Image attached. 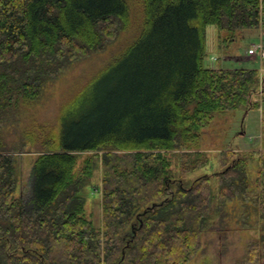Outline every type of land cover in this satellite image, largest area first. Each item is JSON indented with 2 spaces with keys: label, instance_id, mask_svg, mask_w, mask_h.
<instances>
[{
  "label": "trees",
  "instance_id": "obj_1",
  "mask_svg": "<svg viewBox=\"0 0 264 264\" xmlns=\"http://www.w3.org/2000/svg\"><path fill=\"white\" fill-rule=\"evenodd\" d=\"M130 17L129 0H0V264H188L202 232L223 222L226 203L249 200L247 162L237 151H222L219 172L193 179L209 160L181 152L173 172L168 153L198 144L219 117L259 107L251 98L256 65L214 68L204 61L206 28L227 35L258 29L264 0H143L139 36L87 82L76 80L58 127L25 132L32 141L36 131L40 149L29 198L15 195V151L1 132L11 109L35 100L70 64L102 51ZM81 152L93 154L76 172ZM98 168L100 226L85 213ZM256 191L254 212L264 227L262 167ZM262 250L264 234L244 260L258 263Z\"/></svg>",
  "mask_w": 264,
  "mask_h": 264
},
{
  "label": "rangeland",
  "instance_id": "obj_2",
  "mask_svg": "<svg viewBox=\"0 0 264 264\" xmlns=\"http://www.w3.org/2000/svg\"><path fill=\"white\" fill-rule=\"evenodd\" d=\"M131 17L127 27L122 29L117 38L108 42L102 51L92 53L89 57L80 58L70 64L56 79L50 80L42 93L28 104L21 101L15 104L8 115V121L2 126L1 132L5 145L15 152V168L18 176V185L15 195L22 194L26 199L30 196L31 171L35 159L39 155L40 139L33 131L34 138L30 141L25 132L37 129L40 126L58 127L62 102L70 97L72 87L81 79L87 82L100 70L111 63L124 46L131 43L139 36L143 22V0H129ZM212 27V28H210ZM214 26L206 28L207 56L204 66L224 68L258 67L259 85L252 92V102L259 101L258 108L249 107L246 111L229 112L226 117H219L208 127L198 144H193L189 149L171 150L168 157L172 160V170L179 168V155L189 152L188 159L202 155L209 163L190 173L193 179L207 172L216 173L219 167L220 153L224 150H234L246 159L247 191L249 200L241 197L234 198L224 206L226 216L223 222L215 220L212 229L204 231L200 237V248L196 256L188 264H264V250L261 251L258 263H248L244 260L249 245L258 241L264 234L263 222L258 220L254 212L256 199L257 176L262 167L264 171V24L258 29L234 31L232 34L218 33ZM221 39H225L222 42ZM258 43L263 50L257 49L250 53L251 44ZM210 44H214L216 51H212ZM230 56L242 55L246 63H237ZM216 59L214 65L208 64L209 59ZM218 57V58H216ZM211 60V59H210ZM225 116V115H224ZM38 135V132H37ZM101 153V152H100ZM92 152L78 154L76 172L84 164V160ZM100 166V164H99ZM97 187H101V170L96 169L90 179V186L86 189L85 213L96 226L102 222L101 194ZM213 187L217 189V180L213 179ZM250 228H243L244 226ZM220 227V230H219ZM220 231V232H219Z\"/></svg>",
  "mask_w": 264,
  "mask_h": 264
},
{
  "label": "crops",
  "instance_id": "obj_3",
  "mask_svg": "<svg viewBox=\"0 0 264 264\" xmlns=\"http://www.w3.org/2000/svg\"><path fill=\"white\" fill-rule=\"evenodd\" d=\"M210 28H212V27H210ZM215 29V28H214ZM215 34H216V29H215ZM215 34H214V36H215ZM210 48H211V50L212 51H216V47H215V45L214 44H210ZM216 58H218V57H216ZM211 59V60H210ZM209 59V62H208V64H210V65H214L215 64V62H217L216 61V59L215 58H213V57H211ZM220 63V62H219ZM209 67H211V66H209ZM101 225V224H100ZM99 225V226H100Z\"/></svg>",
  "mask_w": 264,
  "mask_h": 264
},
{
  "label": "built area",
  "instance_id": "obj_4",
  "mask_svg": "<svg viewBox=\"0 0 264 264\" xmlns=\"http://www.w3.org/2000/svg\"><path fill=\"white\" fill-rule=\"evenodd\" d=\"M259 45L260 44H258V43L251 44V47L248 49V52L252 53V52H254V50L256 51L258 48L263 50V47L262 46L260 47Z\"/></svg>",
  "mask_w": 264,
  "mask_h": 264
}]
</instances>
